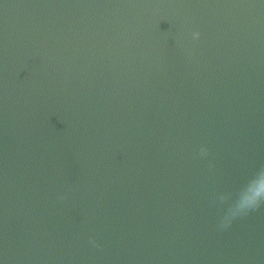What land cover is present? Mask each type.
<instances>
[{
  "label": "water",
  "instance_id": "95a60500",
  "mask_svg": "<svg viewBox=\"0 0 264 264\" xmlns=\"http://www.w3.org/2000/svg\"><path fill=\"white\" fill-rule=\"evenodd\" d=\"M264 0H0V264H264Z\"/></svg>",
  "mask_w": 264,
  "mask_h": 264
},
{
  "label": "clouds",
  "instance_id": "9594fccd",
  "mask_svg": "<svg viewBox=\"0 0 264 264\" xmlns=\"http://www.w3.org/2000/svg\"><path fill=\"white\" fill-rule=\"evenodd\" d=\"M262 198H264V182H261L259 186L252 191L251 195L244 199L243 203L240 205L242 209H245L242 214H247L248 211L259 208Z\"/></svg>",
  "mask_w": 264,
  "mask_h": 264
}]
</instances>
